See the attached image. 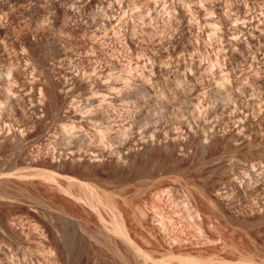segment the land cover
Masks as SVG:
<instances>
[{"label":"rangeland","instance_id":"obj_1","mask_svg":"<svg viewBox=\"0 0 264 264\" xmlns=\"http://www.w3.org/2000/svg\"><path fill=\"white\" fill-rule=\"evenodd\" d=\"M0 264H264V0H0Z\"/></svg>","mask_w":264,"mask_h":264},{"label":"bare ground","instance_id":"obj_2","mask_svg":"<svg viewBox=\"0 0 264 264\" xmlns=\"http://www.w3.org/2000/svg\"><path fill=\"white\" fill-rule=\"evenodd\" d=\"M71 1H72V0H71ZM73 2H74V1H73ZM73 2H72V3H73ZM54 3H56V2H54ZM58 3H59V2H58ZM57 6H58V5H57Z\"/></svg>","mask_w":264,"mask_h":264}]
</instances>
